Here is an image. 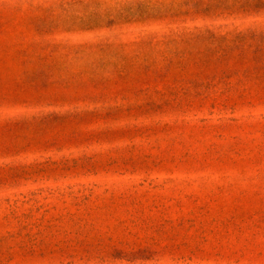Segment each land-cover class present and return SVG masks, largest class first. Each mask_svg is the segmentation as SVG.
Listing matches in <instances>:
<instances>
[{"label":"rangeland","instance_id":"obj_1","mask_svg":"<svg viewBox=\"0 0 264 264\" xmlns=\"http://www.w3.org/2000/svg\"><path fill=\"white\" fill-rule=\"evenodd\" d=\"M0 264H264V0H0Z\"/></svg>","mask_w":264,"mask_h":264}]
</instances>
